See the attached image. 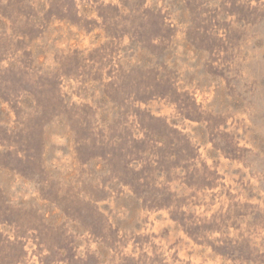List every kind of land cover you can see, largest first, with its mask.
<instances>
[{
    "label": "clouds",
    "instance_id": "obj_1",
    "mask_svg": "<svg viewBox=\"0 0 264 264\" xmlns=\"http://www.w3.org/2000/svg\"><path fill=\"white\" fill-rule=\"evenodd\" d=\"M28 2L36 12L30 23L37 29L47 27L42 36L27 44L25 49L18 50L16 42L29 38L13 34L12 22L7 21V29L0 28V69L18 63L25 50L32 51L39 46L45 56L37 57L34 52L33 59L36 65L43 67L44 72H58L59 79L63 81L62 94L71 97L70 100L67 96L65 98L69 107L92 104L102 95L101 91L94 89V82L82 67L78 76H67L61 68L76 49L81 50L83 63L91 66L95 61L88 59V53L106 39H111L106 37L104 17L97 11L101 5L106 9L110 5L119 8L120 16L116 20L120 21L121 29L125 26L132 28L131 18L143 17L147 20L144 15L147 10L165 13V26L179 28L181 33L191 26V20L180 23L181 11L174 6L173 0H144L143 7L137 6V0H129L130 6L127 7L122 0H99V3L96 0H76V7L81 10L79 15L97 22L98 26H93L91 33L61 21L55 15L49 23L45 19L51 7L49 0ZM3 4L7 5L8 0H3ZM85 6L89 9L87 13L83 11ZM202 7L219 10L210 34L222 40L223 47H217L211 56L204 52L203 59H200L194 53L185 55L184 48L178 44V66L171 59L165 60L167 72L159 65L154 66L162 76L171 78L181 98L175 100L169 93L163 99L157 96L148 103L136 101L134 104V107L150 112L153 117L163 119L168 127L177 129L194 149L195 159L183 162L189 164L187 170L173 168L171 181L167 179V173L159 175L155 181L156 188L167 189L172 194L170 205L148 210L140 199L142 207L137 223L141 227L137 229L135 224L130 227L121 224L114 238L111 229L117 228V221L127 223L131 217L128 208L117 206L118 198L135 199V193L130 185L119 182L117 178L105 184L102 177L93 179L90 173L80 176L77 172L78 179L71 181L73 191L78 192L81 200L94 204L107 218L104 235L96 236L90 227L70 219L57 203L41 195L42 189L49 188L50 181L58 180L61 189L58 195L64 197L69 184L62 176L49 175L41 180L38 174L35 179L25 180L18 173H9L6 178H0V188L6 186L7 180L10 188L7 204L12 208L36 209L43 217L44 225L51 224L53 215L61 217L54 227L64 225L65 236L72 241L70 246L77 261L87 262L91 255L100 264H264V145L256 138H264V0H206ZM208 15V12H202L203 17ZM124 17L130 19L124 20ZM26 19L21 17V24ZM97 34L100 40L96 39ZM230 36L233 37L231 40ZM151 42L160 45L162 37H154ZM118 43L121 46L130 45L131 35H123ZM6 46L8 51H5ZM117 59L125 62L123 53ZM185 59L188 63L183 62ZM198 59L200 62L196 63ZM136 62L135 58L130 61ZM209 65L224 75H213L208 70ZM125 70H129L128 62H125ZM107 71L108 68H105L106 83L116 78L115 73L109 77ZM25 95H21V100ZM20 106L24 112L18 120L9 104L0 101V108L7 109L11 114L10 122L0 121V127L7 128L9 134L25 128L29 114H36L35 108ZM189 114L192 119L188 118ZM136 120L134 114L129 116L130 122ZM146 132L147 129L141 130L137 123L133 136L143 140ZM53 144L57 146L54 158L46 160L44 168L66 176L76 167L71 153V137L68 132L54 134L48 148L51 149ZM156 147L163 148L164 142L156 141ZM63 148L68 149V154ZM6 151L14 152L22 160L28 158L26 152L18 150V145H9L7 141L0 143V153ZM175 158L171 157L172 160ZM157 159L158 156L151 158L153 166ZM129 167L139 172L144 163L133 162ZM189 173L197 180L191 187L185 182ZM140 182L143 183V178ZM85 183L108 193V197L94 199L84 190ZM113 185L117 187L114 189ZM43 205H50L51 211ZM105 205L110 206L108 211ZM34 223L39 225L41 221ZM0 236L5 238L4 245H22L26 255L14 264H69L67 250L58 245L50 248L49 242L42 240L38 227L27 224L21 227L3 221L0 222ZM10 251V247L4 248L5 253Z\"/></svg>",
    "mask_w": 264,
    "mask_h": 264
},
{
    "label": "rangeland",
    "instance_id": "obj_2",
    "mask_svg": "<svg viewBox=\"0 0 264 264\" xmlns=\"http://www.w3.org/2000/svg\"><path fill=\"white\" fill-rule=\"evenodd\" d=\"M49 2L51 7L45 17L49 23H51V17L55 15L57 19L80 26L88 33H91L93 26H98L96 21L86 20L79 15L81 10L76 7V0H49ZM122 2L126 7L130 6L129 0H122ZM143 2L144 0H137V6L143 7ZM205 2L206 0H173L174 6L181 11L180 23L191 20V26L182 33L179 28L165 26V13L151 10L144 13L148 17L147 20L143 17L131 18L132 28L125 26L121 29L120 21L116 20V17L120 16L119 8L110 5L106 9L101 5L97 11L104 17L105 35L111 39H106L98 48L88 53V59L95 61L91 66L81 60L80 49H76L72 56L66 58L61 65L67 76H78L79 68L84 69L87 77L94 82L92 85L94 89L102 92L101 97L98 100L94 99L92 104L84 103L69 107V104L65 102L67 94H62L63 81L59 79L58 72H44L43 67L36 65L33 59L34 52L37 57L45 56L44 50L39 46L34 47L32 51L25 50L18 63H13L7 69H0V101L9 104L18 120L24 112L21 104L26 108L36 109L35 115L29 114L25 128L9 134L7 128L0 127V143L7 141L9 145L16 144L18 150L26 152L28 157L27 160H22L12 151L0 153V178H6L9 173H18L25 180L35 179L38 174L41 180L47 179L49 175L62 176L69 184L64 197L58 195L61 190L58 180L50 181L49 188L42 189L41 195L57 203L70 219L78 220L83 226L90 227L96 236L104 235L107 218L94 204L81 200L78 192L73 191L71 181L78 179L77 172L80 176L90 173L93 179L102 177V182L105 184L117 178L119 182L130 185L135 193V199L118 198L117 206L123 205L128 208L131 217L127 223L117 221V228L111 229L114 238L121 224L124 227L135 224L137 229L141 227L137 223L138 213L142 207L139 203L140 199H143V207L148 210L170 205L172 194L167 189L156 188L155 181L159 175L165 173H167V179L171 181L173 168L183 167L187 170L189 164L183 162L189 158L195 159L194 149L187 137L177 129L168 127L163 119L153 117L150 112L134 107V104L136 101L148 103L157 96L163 99L169 93L175 100L181 98L173 87L171 78L162 76L158 68L154 66L159 65L167 72L165 63L167 59L173 60V63L178 66L180 59L176 55L179 50L178 44L184 48L185 55L194 53L200 59H203L204 52L211 56L217 47H223V41L210 34L212 22L216 19L219 10L211 11L203 8L202 5ZM96 3H99V0H96ZM40 7L43 9L42 4ZM65 8H67L66 12ZM235 8L236 5L233 3V9ZM240 10L243 11L242 8ZM83 11L87 13L88 7L85 6ZM202 12H208L209 15L203 17ZM34 15H36L35 9L28 0H8L7 5L0 0V28L7 29V21H11L13 34L18 33L29 38L16 42L18 50L25 49L27 44L42 36L47 27L37 29L31 24L30 21ZM21 17L27 18L23 24H21ZM110 20L111 23H109ZM125 34L131 35V44L121 46L118 41H121ZM154 37H162L160 45L152 44ZM232 38L229 37L230 40ZM96 39H101L99 34ZM236 39L239 40V37L237 36ZM8 50L6 46L5 51ZM121 53H123V60L128 62L129 70L127 71L125 62L117 59ZM132 58H135L137 62L130 63ZM200 59L196 63H199ZM183 62L188 63L186 59ZM105 68H108L109 77L116 74V78L107 83L104 81ZM208 70L213 75H224L212 65L208 66ZM42 72L43 75H41ZM174 75L178 77V73ZM87 82L88 80L85 81ZM25 93L27 95L21 100V95ZM92 96H95V91L92 92ZM67 98L71 99L70 96ZM132 114L137 117L135 122L129 121V116ZM188 118L193 117L189 114ZM0 121L5 123L11 121V114L7 109L0 108ZM137 123L141 130L147 129L146 138L143 140H137L133 136ZM63 132H68L71 137V153L74 157L73 164L76 166L66 176L44 168L45 161L54 158L57 147L53 144L51 149L48 148L52 135ZM256 138L264 145V138ZM156 141H163L164 147L157 148ZM63 150L68 154L67 148ZM153 156L159 157L155 166L151 160ZM172 156L176 158L172 160ZM133 162L144 163V167L137 172L129 167ZM85 165L87 167H84ZM109 172L111 175H108ZM141 178L143 183L140 182ZM185 182L191 187L197 180L192 173H189ZM5 185L4 188H0V222L7 221L9 224L15 223L21 227L25 224L38 227L42 240L48 241L50 248L58 245L67 250L66 258L69 264H100V261L91 255L87 262L75 259V252L70 246L72 241L65 236L64 225H60L59 228L54 227L61 217L53 215L51 224L44 225L43 217L38 215L36 209L26 211L23 208L9 206L7 201L10 198V188L7 186L6 179ZM113 187L115 189L117 186L113 185ZM84 190L94 199H106L109 195L103 190L98 191L91 183H85ZM23 203L24 201L21 200V204ZM42 207L51 211L50 205ZM104 207L106 211L110 209L109 205ZM34 221H41V223L37 225ZM4 239L0 236V253H3L0 255V264H14L21 256L26 255L22 245H4ZM137 242L139 243V239ZM5 247H10L11 251L5 253Z\"/></svg>",
    "mask_w": 264,
    "mask_h": 264
}]
</instances>
